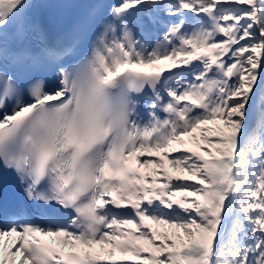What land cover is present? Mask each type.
I'll list each match as a JSON object with an SVG mask.
<instances>
[{
  "label": "snow or ice",
  "instance_id": "obj_1",
  "mask_svg": "<svg viewBox=\"0 0 264 264\" xmlns=\"http://www.w3.org/2000/svg\"><path fill=\"white\" fill-rule=\"evenodd\" d=\"M45 7L0 0V264H264V0Z\"/></svg>",
  "mask_w": 264,
  "mask_h": 264
}]
</instances>
